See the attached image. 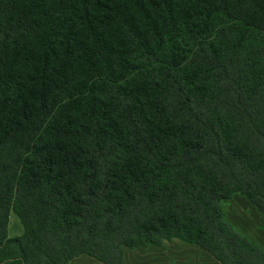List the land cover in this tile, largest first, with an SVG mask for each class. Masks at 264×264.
<instances>
[{"label":"trees","instance_id":"obj_1","mask_svg":"<svg viewBox=\"0 0 264 264\" xmlns=\"http://www.w3.org/2000/svg\"><path fill=\"white\" fill-rule=\"evenodd\" d=\"M235 194L264 217V0H0V264H264Z\"/></svg>","mask_w":264,"mask_h":264},{"label":"crops","instance_id":"obj_2","mask_svg":"<svg viewBox=\"0 0 264 264\" xmlns=\"http://www.w3.org/2000/svg\"><path fill=\"white\" fill-rule=\"evenodd\" d=\"M226 219L248 239L264 250V217L246 201L235 194L223 202ZM70 264H101L81 255ZM122 264H220L200 248L179 240L163 243L161 247L123 249Z\"/></svg>","mask_w":264,"mask_h":264},{"label":"rangeland","instance_id":"obj_3","mask_svg":"<svg viewBox=\"0 0 264 264\" xmlns=\"http://www.w3.org/2000/svg\"><path fill=\"white\" fill-rule=\"evenodd\" d=\"M223 207H224V213H225L226 209H225V205L224 204H223ZM225 219H226V217H225ZM226 221L231 226H233L227 219H226ZM21 232H22V228H21V225H20L19 221L17 220V218L13 214H11L10 217H9V224H8V235H9V237L19 236L21 234ZM164 243H166V242H164Z\"/></svg>","mask_w":264,"mask_h":264}]
</instances>
